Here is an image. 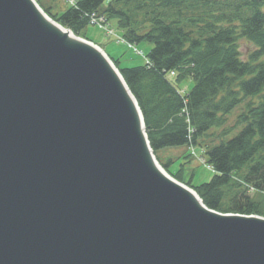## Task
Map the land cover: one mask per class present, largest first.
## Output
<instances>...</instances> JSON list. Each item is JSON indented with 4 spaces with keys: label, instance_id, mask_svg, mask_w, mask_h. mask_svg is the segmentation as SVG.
Instances as JSON below:
<instances>
[{
    "label": "water",
    "instance_id": "obj_1",
    "mask_svg": "<svg viewBox=\"0 0 264 264\" xmlns=\"http://www.w3.org/2000/svg\"><path fill=\"white\" fill-rule=\"evenodd\" d=\"M130 95L137 111L89 47L0 0V264H264V218L159 174Z\"/></svg>",
    "mask_w": 264,
    "mask_h": 264
},
{
    "label": "trees",
    "instance_id": "obj_2",
    "mask_svg": "<svg viewBox=\"0 0 264 264\" xmlns=\"http://www.w3.org/2000/svg\"><path fill=\"white\" fill-rule=\"evenodd\" d=\"M36 1L78 36L88 25L85 15L95 11L107 21L117 20L128 43L153 45L144 65L121 68L118 59H110L137 101L157 159L165 148L202 146L198 141L223 127L228 115L242 106L234 123L240 131L230 139L222 132L224 139L202 154L214 171L209 182L195 185L194 172L184 180L181 163L172 173L167 169L172 163H160L194 189L208 208L264 216V1L77 0L61 14ZM120 3L146 8L142 34L130 27L128 15L117 8ZM243 40L253 45L244 57ZM172 70L175 76L168 78ZM186 80L193 86L180 93Z\"/></svg>",
    "mask_w": 264,
    "mask_h": 264
},
{
    "label": "rangeland",
    "instance_id": "obj_3",
    "mask_svg": "<svg viewBox=\"0 0 264 264\" xmlns=\"http://www.w3.org/2000/svg\"><path fill=\"white\" fill-rule=\"evenodd\" d=\"M43 6L47 9L52 10L53 13L61 14L62 11L67 7L66 4H62L63 0H40ZM106 6V5H105ZM117 8L121 11H124L126 15H128L130 21V27L135 28L136 33L142 34L145 31V20L147 17L146 8H137L134 4L126 5L123 4L117 5ZM149 10V17H150V10ZM117 23V20H111ZM112 22V28L117 31L115 23ZM81 37H85L88 40L93 41L97 45L101 46L105 53L111 57V50L106 47L107 43L109 44L111 40L106 37L103 29L98 25H88L86 26L82 32L80 33ZM114 47L117 49L114 52L113 56L118 58L119 65L121 68L123 67H133L138 65H144L146 63L147 54L150 49L153 48L151 43H141L135 45H129L127 43L118 44L115 43ZM253 45L248 41H241L240 42V51L242 56L244 57L251 49ZM142 52V54H141ZM193 86V82L186 80L181 85L182 90H190ZM257 102V98L254 99ZM242 106L239 108H235L229 115L226 120V123L221 128H213L211 129L203 138H201L198 142L202 144V146H183V147H171L165 148L157 153L158 159L161 162H170L167 166L169 172H174L182 169V175L184 180H187L191 177V173L194 172L195 176L193 179V184L197 185L200 182H209L212 176L214 175V171L209 168L208 166L204 165L201 161L203 158V153L207 146H212L217 144L220 140L224 139V136H228L226 139H230L235 134H237L241 127L238 129L234 127V123L238 114L241 113ZM226 131L225 135H222V132ZM189 149V150H188ZM190 153L191 156L186 159H182V157L186 154ZM202 163V164H201ZM250 187V186H248ZM255 215V214H254Z\"/></svg>",
    "mask_w": 264,
    "mask_h": 264
},
{
    "label": "bare ground",
    "instance_id": "obj_4",
    "mask_svg": "<svg viewBox=\"0 0 264 264\" xmlns=\"http://www.w3.org/2000/svg\"><path fill=\"white\" fill-rule=\"evenodd\" d=\"M32 3V8L36 14V16L38 18H40V21L43 22L44 24H47L51 29L55 30L57 33L60 34V37H63V39L65 38L66 43L68 44H85L87 47L90 48V50H92L95 54L98 55L99 58H101L104 63L106 64L107 68L115 75V77L117 78V80L120 82V84L123 86V89L125 90V92L127 93V96L129 98V100L131 101V103L134 105L133 99L128 91V88L126 87V85L123 83L118 70L116 69V67L114 66V64L112 63V61L109 59V57L104 53V51L102 49H100L98 46L92 45L90 43H86L85 41L81 40L78 36H76L72 31L68 30L67 28H64L61 24H59L58 22H56L55 20H53L52 18H50L45 11H43L41 9V7L38 5V3L35 0H29ZM135 111H137L136 107H135ZM137 128L139 131L144 132V127H143V123L141 122V119L139 117V115H137ZM153 157H150L151 160V164L152 167L159 173L161 174L163 177H165L166 179L172 181L173 183L175 182L176 185H178L179 187H181L198 205L200 206H205L204 203L202 202L201 198L199 197V195L197 194V192H195V190L191 189L190 187H187L185 184L177 181L176 179H174L171 175H169L165 169H163V167L157 162L156 158L154 155H152Z\"/></svg>",
    "mask_w": 264,
    "mask_h": 264
},
{
    "label": "crops",
    "instance_id": "obj_5",
    "mask_svg": "<svg viewBox=\"0 0 264 264\" xmlns=\"http://www.w3.org/2000/svg\"><path fill=\"white\" fill-rule=\"evenodd\" d=\"M107 48H110L111 51L116 52V48L113 45H108Z\"/></svg>",
    "mask_w": 264,
    "mask_h": 264
},
{
    "label": "built area",
    "instance_id": "obj_6",
    "mask_svg": "<svg viewBox=\"0 0 264 264\" xmlns=\"http://www.w3.org/2000/svg\"><path fill=\"white\" fill-rule=\"evenodd\" d=\"M92 20H93V21H95V19H94V18H92Z\"/></svg>",
    "mask_w": 264,
    "mask_h": 264
}]
</instances>
